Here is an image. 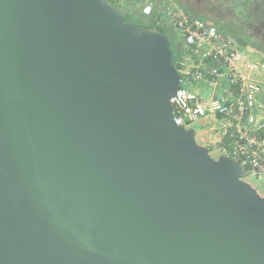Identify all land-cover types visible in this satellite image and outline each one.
Instances as JSON below:
<instances>
[{
	"label": "water",
	"instance_id": "1",
	"mask_svg": "<svg viewBox=\"0 0 264 264\" xmlns=\"http://www.w3.org/2000/svg\"><path fill=\"white\" fill-rule=\"evenodd\" d=\"M166 30L108 0H0V264H264V197L174 120Z\"/></svg>",
	"mask_w": 264,
	"mask_h": 264
},
{
	"label": "built area",
	"instance_id": "2",
	"mask_svg": "<svg viewBox=\"0 0 264 264\" xmlns=\"http://www.w3.org/2000/svg\"><path fill=\"white\" fill-rule=\"evenodd\" d=\"M157 1L145 0L143 14H153ZM161 1L164 18L156 25H166L183 47L179 87L170 99L175 122L185 128L199 122L210 133L209 145L238 159L242 179L264 197V60L234 35ZM205 87L209 96L201 94Z\"/></svg>",
	"mask_w": 264,
	"mask_h": 264
},
{
	"label": "flooded vegetation",
	"instance_id": "3",
	"mask_svg": "<svg viewBox=\"0 0 264 264\" xmlns=\"http://www.w3.org/2000/svg\"><path fill=\"white\" fill-rule=\"evenodd\" d=\"M194 1L195 10L216 19L225 26L227 30H230L229 32L232 31L244 36L250 42H257L258 47H255V49L264 51V0H226V2H222L221 4L217 3L215 0ZM243 17L248 21L254 20V26L251 22L247 23L242 21ZM253 36H259V38L253 39ZM173 41L177 47L182 46L181 40L176 38ZM248 46L254 48L251 43L248 44Z\"/></svg>",
	"mask_w": 264,
	"mask_h": 264
},
{
	"label": "trees",
	"instance_id": "4",
	"mask_svg": "<svg viewBox=\"0 0 264 264\" xmlns=\"http://www.w3.org/2000/svg\"><path fill=\"white\" fill-rule=\"evenodd\" d=\"M110 3H112L113 5H118V6H124L122 5L123 2H125L124 0H108ZM175 3H177L178 5L184 7L189 13H191L192 15L198 16L204 20H206L207 22L216 25L221 31L226 32V33H230V30H227V28L225 26H223L219 21H217L216 19L212 18V17H208L205 13L199 12L197 10H195L194 5H195V1L194 0H171ZM217 3L221 4L222 2H226V0H215ZM145 0H134L133 3H131L132 9L133 11H131L128 7V18H132V17H140L143 20H146L148 22V26L152 27L155 26L157 23V19H163L164 18V14H163V9H164V2L161 0H158L156 2V6L154 8V12L151 15H145L142 12V7L144 4ZM127 7V6H125ZM142 14V15H141ZM163 27V26H160ZM168 36L171 38L172 40V45L173 48L175 49V60L177 62V64L179 66H181V56L183 54V47H177L175 42L173 41L172 38V34L170 32V30L168 29V27L165 25L163 27ZM232 35H234L237 39H239L244 45H248V44H252L254 47H258V43L257 42H250L249 40H247V38H242L241 35L236 34L234 32H232Z\"/></svg>",
	"mask_w": 264,
	"mask_h": 264
},
{
	"label": "rangeland",
	"instance_id": "5",
	"mask_svg": "<svg viewBox=\"0 0 264 264\" xmlns=\"http://www.w3.org/2000/svg\"><path fill=\"white\" fill-rule=\"evenodd\" d=\"M122 5H124V6H127V8L129 7V9L131 10V11H133V9H132V6H131V4H129L127 1H125V2H123L122 3ZM142 15V14H141ZM247 19L245 18V17H243V19H242V21H244V22H251V23H253V26H254V24H255V21L254 20H251V21H246ZM169 29V28H168ZM172 30H170V32H171ZM171 34H172V32H171ZM173 35V34H172ZM174 37V35L172 36V38ZM242 38H245L244 36H242ZM253 39H256V38H259V36L258 37H256V36H253L252 37ZM264 38V37H263ZM174 39H176L175 37L173 38V40ZM255 48V47H254ZM256 50V52H255V55L257 56V57H259L260 59H263L264 60V51H259V50H257V49H255ZM253 56V55H252ZM261 80H263L264 81V71H263V75H261L260 77H259ZM210 92H211V90H210V88H208V87H205L203 90H201V94H203V95H205V96H209V94H210ZM190 127H192V128H194L195 130H196V133H197V140H198V142L199 143H201V144H203V145H206V146H208V147H210V150H211V154H212V156H214L215 158H217L220 154H221V151L216 147L217 145H213V144H211V145H209L207 142H205L204 140H203V138L201 137V134H205V133H201L200 135H199V133L203 130L202 129V126H201V124L199 123V122H194V123H192L191 124V126ZM205 128H207V127H205ZM205 132V131H204ZM207 132V131H206ZM208 135H210V133H207Z\"/></svg>",
	"mask_w": 264,
	"mask_h": 264
},
{
	"label": "crops",
	"instance_id": "6",
	"mask_svg": "<svg viewBox=\"0 0 264 264\" xmlns=\"http://www.w3.org/2000/svg\"><path fill=\"white\" fill-rule=\"evenodd\" d=\"M124 1H127L129 4H131V3L134 2V0H124ZM202 132L205 133V134H201ZM207 133L208 132H206V131L205 132L204 131H201L199 133V135L201 134V137L203 138V140L209 144L211 142V137Z\"/></svg>",
	"mask_w": 264,
	"mask_h": 264
}]
</instances>
